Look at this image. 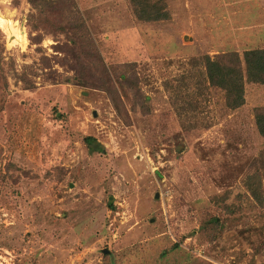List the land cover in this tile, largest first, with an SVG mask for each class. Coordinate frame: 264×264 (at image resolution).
Here are the masks:
<instances>
[{"label":"rangeland","instance_id":"obj_1","mask_svg":"<svg viewBox=\"0 0 264 264\" xmlns=\"http://www.w3.org/2000/svg\"><path fill=\"white\" fill-rule=\"evenodd\" d=\"M132 1L73 0L82 41L0 2V264H264V85L230 111L200 62L264 48V0Z\"/></svg>","mask_w":264,"mask_h":264},{"label":"trees","instance_id":"obj_2","mask_svg":"<svg viewBox=\"0 0 264 264\" xmlns=\"http://www.w3.org/2000/svg\"><path fill=\"white\" fill-rule=\"evenodd\" d=\"M35 14L30 16V20L34 19L32 28H37L39 24L44 26H52L66 33L71 30L75 35L71 39L74 41H82L83 30L85 29L82 20L78 17V11L73 0H28ZM53 10V14H51ZM132 12L135 18L140 22H159L170 19V12L164 0H133ZM75 13L76 17H71ZM56 17L51 19L50 16ZM66 23L62 25L63 19ZM76 43V42H75ZM204 68V80L210 87L220 90L224 96V105L230 110L241 108L245 104V84L264 85V48H250L242 52L241 55L236 52H226L218 54L213 58L205 56L200 60ZM132 66H124L123 68H131ZM132 77H136L128 72L121 76V87L128 88L133 94H138V90ZM113 97L115 91L106 89ZM138 99V98H137ZM139 100V99H138ZM190 107L191 104L189 103ZM178 109V114L181 115L184 109ZM254 125L257 133L264 138V106L254 109ZM90 152H104L99 144L91 146V137L84 139ZM248 192L258 205H262V199L259 196V191L253 189L249 183ZM111 206V205H109ZM230 212V209L227 208Z\"/></svg>","mask_w":264,"mask_h":264},{"label":"bare ground","instance_id":"obj_3","mask_svg":"<svg viewBox=\"0 0 264 264\" xmlns=\"http://www.w3.org/2000/svg\"><path fill=\"white\" fill-rule=\"evenodd\" d=\"M0 26L4 27L7 30L9 38L12 37L14 39L12 40V42H15V41L18 42L19 40H22L23 36H21V34L16 29L13 28V26L8 20L0 17Z\"/></svg>","mask_w":264,"mask_h":264},{"label":"clouds","instance_id":"obj_4","mask_svg":"<svg viewBox=\"0 0 264 264\" xmlns=\"http://www.w3.org/2000/svg\"><path fill=\"white\" fill-rule=\"evenodd\" d=\"M0 2H7V0H0Z\"/></svg>","mask_w":264,"mask_h":264}]
</instances>
